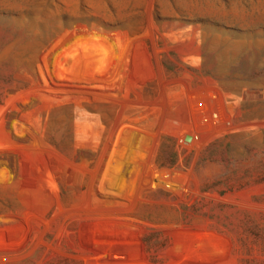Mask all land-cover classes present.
<instances>
[{
	"label": "rangeland",
	"instance_id": "obj_1",
	"mask_svg": "<svg viewBox=\"0 0 264 264\" xmlns=\"http://www.w3.org/2000/svg\"><path fill=\"white\" fill-rule=\"evenodd\" d=\"M0 264H264V0H0Z\"/></svg>",
	"mask_w": 264,
	"mask_h": 264
}]
</instances>
